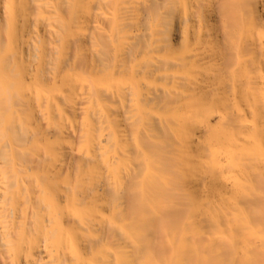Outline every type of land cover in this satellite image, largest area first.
<instances>
[{
  "label": "bare ground",
  "instance_id": "1",
  "mask_svg": "<svg viewBox=\"0 0 264 264\" xmlns=\"http://www.w3.org/2000/svg\"><path fill=\"white\" fill-rule=\"evenodd\" d=\"M135 7H142L143 11L139 25L133 28L128 14ZM205 23L216 25L213 29L222 44L219 48L225 67H234L239 54L246 55L243 58L249 66L250 79L264 83L261 75L264 28H260V24L264 27V0H0V264H43L44 256L54 257L57 261L54 264L65 261L71 264H264V132L251 137L260 136L259 146L256 141L251 147L252 141L248 140L251 151L246 152H250L247 156L253 169H248L251 171L248 177L252 181L249 178L247 182L251 185L240 184L243 189H239L238 201L214 195L210 198L212 182L208 191L200 178L203 172L204 177L211 176L212 172L210 175L208 172L213 167L204 170L200 159L195 158L221 117L203 118L207 108L201 111L202 106H197L199 118H193L196 107L191 108L194 113L189 116L191 119L187 118L188 108L185 116L170 115L171 108L167 111L172 117L156 114L147 120L144 117L146 121L142 114L133 111L137 114L134 119L142 120H136V123L141 121L137 125L131 120L134 116L128 117L130 121L122 116L127 129L132 125L137 129L132 134L137 135L142 143L137 140V144L144 146L146 155L148 152L146 165L140 164L144 160L140 161L141 158L135 160L138 164L133 160L137 150L129 149L130 153L124 149L125 143L122 149L129 152V157L132 154L135 162L129 166L127 161L131 158L123 155L121 149L129 129L120 134L124 127L119 128L122 132H117L115 116L111 119L105 115L107 111L104 113L99 105L97 108L93 105L99 101L96 97L106 95L111 87V94L116 93L112 92L116 85L111 81L112 86H107L104 78L110 68L120 79L126 69L131 71L133 79L142 76L140 80L145 81L146 76V80L160 79L172 86L177 84L175 88H178L167 83L156 88L154 84V89L144 98L139 88L141 81L137 84L133 80L136 85L126 82L127 86L122 83L121 89L117 86L118 92H131L130 96L136 97L133 92L139 94L140 90L144 100L155 102L192 94L203 80L194 76L192 80L190 71L198 63L196 59L201 60L197 57L206 39L213 36L206 27L208 32L204 33ZM166 33L169 39L166 47L194 41V52L188 61L174 60L175 56L173 60L155 54L144 59L140 56L141 64L138 58L136 61L143 70H139L141 75L136 78L134 72L137 74L138 67L134 68L130 61L143 54V50L156 49L144 38L153 39ZM126 41L128 51L122 47L126 44L121 46ZM121 47L124 50L119 52ZM202 57L210 62L209 56ZM215 78H206L204 86L210 87ZM93 97L96 101L92 102ZM263 99L260 107L264 111ZM250 106L249 110H253ZM181 107L173 110L176 113ZM97 109H102L105 116L99 115ZM225 120L232 121V117ZM255 121L254 125L253 121L250 124L259 132L264 125ZM187 143L190 148L198 147L196 156L193 148L187 154ZM121 155L127 160L123 168ZM114 165V170L121 167L122 180L117 174L121 182L113 176ZM200 184L205 186L204 190ZM243 185L250 186L245 195L247 189ZM27 196L33 199L28 216L24 207ZM56 228L58 237L54 240L50 238V229L54 233ZM40 234H45L43 237L48 241H38L35 235L40 237Z\"/></svg>",
  "mask_w": 264,
  "mask_h": 264
},
{
  "label": "rangeland",
  "instance_id": "2",
  "mask_svg": "<svg viewBox=\"0 0 264 264\" xmlns=\"http://www.w3.org/2000/svg\"><path fill=\"white\" fill-rule=\"evenodd\" d=\"M142 11H143V9H142V7H135V8H131V10H130V13L128 14V19H129V23H130V25H131V27H137L138 25H139V20H140V14L142 13ZM140 24H141V22H140ZM213 23H205L204 24V33L206 34L207 32H206V28L209 30V32L211 33V35L213 34V36L211 37V38H207L206 39V42H205V45L203 46V48L202 49H204V50H200V56H201V58H200V56L199 57H197V58H199V59H201L202 60V55L203 56H209V60H210V62H205V61H201V60H198V59H196L197 60V64H198V66H199V68H198V66H197V64H196V67L194 68V70L196 71H199V72H195L194 70L193 71H190L191 73L193 72V74L191 75V73L189 74V75H191L190 76V78L192 79V76H194V78L195 79H202L203 81L204 80H208V79H206V78H210V76L211 77H216L215 78V81L214 82H211V84L212 85H214V87L212 86H208V88L206 87V86H204L205 84H204V82L203 81H201L200 83H202L201 85H199V88H201V89H199V88H195V90L193 91V92H191L192 94H188V95H186V96H182V97H179V98H169V99H163V100H160V101H155L154 102V100H147V99H145L144 100V96L147 94V92H150V91H152L153 89H154V87H155V85L154 84H157L156 85V88L157 87H160V86H158V84H166L167 86H170L171 88H175V86H177V84H174L175 86H172V85H169V82H165V81H161L160 79H154V78H150L149 77V79H147L146 80V76H145V81L143 80V78H142V80H140L141 79V77L142 76H140L141 75V72L140 71H142L143 69H141V68H139L138 66H140V64H141V61H142V59L139 61V57L140 56H142L143 57V59L144 58H147V57H150L152 54L154 55L155 54V57L157 56H159L160 58L162 57V58H168V59H172L173 60V57L175 56V57H177V58H174V60H176V59H183V60H187V59H189V56L194 52L193 51V48L195 47V43H194V41L193 40H188V42H186V41H182V42H180V43H178L177 45H174V46H168V47H166V43H169V39H168V33H166V34H159V35H156L153 39H147V38H144V40L146 41V40H149V41H151L152 42V44H153V46H155L156 47V49L154 50V51H145V50H143V54H141L140 53V55H138L136 58H134V60L133 61H130L131 62V64H132V66H134V68L136 67V69H137V67H138V71H139V74H138V71H137V74L134 72V75L136 76V78H138V76H140V79L138 80V79H133V74L131 73V71H129V70H126L125 69V71L122 73L123 74V77H122V75H121V79H123L124 77H125V79H123V82L121 81V79H120V75L117 73V72H114L111 68H110V70L111 71H113V72H110V70L108 69L107 71H106V75H105V79H107L106 80V85L107 86H110V83H112L113 85H116L115 87L117 88V86L119 87L120 86V89L122 88V86H123V84L122 83H124V86H127L128 84H125L126 82L127 83H130L131 81L133 82V80H135V82L137 83V81H141L142 83H144V84H142V83H140V89L142 88V91H143V93L139 90V94H138V92L137 93H135V92H133V90H132V92H133V94H137L138 95V97H139V95H140V93H142L143 94V97H142V94L140 95L141 96V98H139L138 99V97H137V95H136V97H135V95L134 96H130L132 93L130 92H128V93H122V91L121 90H119V92H120V94H119V92H118V89H116L114 86H113V88H115V89H113V91L112 92H116L115 94H111V90H112V84H111V90H108L109 91V93H107L106 95L104 94V95H100L101 97H96L97 98V100H99V101H97L96 103H94L93 105H94V107H96L97 108V106L96 105H99L102 109H104L105 111H104V113L106 112V114L105 115H107V116H109L110 115V118L112 117L113 118V116H115L113 119L114 120H116V125L117 126H115V127H117V132H122L123 130V132L122 133H120V134H125V132H126V130L128 131V129H127V125H126V122L124 123V120H123V118H125L126 117V121H128L130 118H131V116L133 117L131 120H133L134 118H135V116L137 115V114H133V113H137V112H139L138 114H142L141 115V117L143 116V119H144V117L146 118V120H147V118L148 117H151L152 115H158V114H160V115H164V113L168 116L170 113L167 111V110H171V108H172V110L171 111H173L172 112V114H170V115H174V116H178V115H180V116H183V114H184V116H185V114L187 115V113H186V110H187V108H188V110L189 111H187V112H190L188 115H187V118L189 117V116H192V114H194L193 115V118H195V117H197V118H199V117H201V115L200 116H198V114H196L197 112H199L198 111V108L200 107V106H202L200 109H201V111H202V109L203 110H205L206 108V110L205 111H203V115H202V117L203 118H209V119H215L217 116V118H220L221 120H218V121H216V123L214 124V130L212 131H210V133H208V135L210 134V138L212 137V138H214L216 135V137L214 138V139H212V140H210V138H209V136L207 137L206 135H204V136H206L207 138H205V140L207 139V142H205L206 143V145L203 143L202 144V146H201V153H202V150H203V153L201 154L200 152L199 153H197L198 151H199V149H198V151L197 150H195V149H197L195 146H191V148H190V143H187V145H189V146H187V145H185V147H187L186 149H187V154L189 155V153H188V150L190 149V150H192V148H193V154H194V156H196V153H197V158H195V160L196 159H200V163H202L201 164V166L203 167V165H204V170L205 169H207V168H209L210 166V169L213 167V168H215L216 166V168L215 169H213L212 168V170L210 171V172H208V174L210 175V173H211V176H205L204 177V173L205 172H203V174L201 173V178H200V183L202 184V185H204L205 184V186H206V189H207V187L209 188L211 185H210V183L212 184V187H213V189H211V187H210V189L212 190H210V192H209V194H210V198L214 195L215 197L217 196H220V198H221V196H222V198L223 197H226L228 200H233V201H236L235 199H237V201H238V194L240 193V191L243 189V187H242V185H240V184H244V183H247L246 185H251V183L250 182H247L248 181V179H249V181L251 180L252 181V179H251V177H248V176H250L251 175V173L249 174V172H251L250 170H248V169H252V168H250L249 167V165L251 166V163H249L250 162V157L248 158V156H250L249 154H250V152H246V151H251V148L250 149H248L249 147H248V144L250 143V142H248V140L250 141H252V146H251V144H249V146H251V147H253V145L255 144V142L257 141V140H259V137L258 138H251V137H257V135H256V133H260L259 135H261L264 131H263V129H264V126H261V127H263V129H261L259 132H257V130L255 131V130H253L254 129V122H256L255 120H257V122L259 123V124H261L262 123V125H264V111L261 109V107H260V104H261V100L264 98V93H259L260 92V90H259V88L261 89V91H263L264 92V83H260L259 84V82H257V80L255 81H253V79L251 80L250 78H252V77H249L250 76V71H248L249 70V66H248V64L247 63H245V59L246 58H243L244 56H246V55H241V54H239V61H238V63L234 66V67H232V68H226L225 67V64H224V55H223V53H222V51L220 50V46L222 45L221 44V42H220V38H218L217 36H215V31H214V29H213V27L214 26H216L215 24H214V26L212 25ZM184 25H187V23H185ZM247 25V24H246ZM206 27V28H205ZM260 28L262 29V28H264V27H262L261 26V24H260ZM170 34V33H169ZM127 43V41L125 42V43H121V46L122 45H124V44H126ZM215 43H216V45L217 46H215ZM127 44L126 45H124V46H122L124 49H126L127 51H128V49H127ZM129 46V45H128ZM213 46V47H212ZM120 48V50H119V52L120 51H123L124 49L123 48ZM190 48H192V49H190ZM215 50H213V49ZM217 48V49H216ZM181 49V50H180ZM212 49V50H211ZM126 50L124 51V52H126ZM220 50V51H219ZM145 51V52H144ZM176 51V52H175ZM206 51V52H205ZM140 52V51H139ZM165 52V53H164ZM133 53V52H132ZM169 53H171V54H169ZM177 53V54H176ZM182 53V54H181ZM189 53V54H188ZM112 54L114 55V53L112 52ZM139 54V53H138ZM113 55H112V58H113ZM132 55V54H131ZM146 55V56H145ZM163 55H164V57H163ZM141 57V58H142ZM170 57H172V58H170ZM246 57H248V56H246ZM138 58V59H137ZM136 59H137V61H139L140 62V64H139V62H137L136 61ZM218 59V60H217ZM215 60V62H213ZM188 61V60H187ZM138 63V64H137ZM240 64V65H239ZM202 65V66H201ZM217 65V66H216ZM238 65H239V67H238ZM202 67V68H201ZM200 69V70H199ZM217 70V71H216ZM211 71V72H210ZM245 71V72H244ZM261 72H263L261 75H263L264 76V71H261ZM112 73H113V76L115 77V79L113 78V76H112ZM132 74V75H131ZM197 74V75H196ZM229 74V75H228ZM143 75V74H142ZM195 75H196V77H195ZM226 75V76H225ZM112 76V77H111ZM119 76V77H118ZM131 78V79H129V78ZM222 77V78H221ZM119 78V79H118ZM193 78V79H194ZM204 78V79H203ZM224 78V79H223ZM104 79V80H105ZM192 79V80H193ZM249 79L252 81H250V83L248 82L249 81ZM118 80V81H117ZM220 80V81H219ZM112 81V82H111ZM118 82L119 84L121 83V85H117V83L116 82ZM130 81V82H129ZM150 81V82H149ZM157 81V82H156ZM218 81V82H217ZM239 81V82H238ZM259 81H260V79H259ZM114 82H115V84H114ZM135 82H133V84L135 83ZM138 82V83H139ZM145 82H148V83H146L145 84ZM136 83H135V85H136ZM137 83V84H138ZM151 85H150V84ZM153 83V84H152ZM223 85H222V84ZM252 83V84H251ZM147 84H149V85H147ZM160 84V85H161ZM253 85L252 87H251V85ZM145 85H146V87H145ZM153 85V87H151ZM204 87H203V86ZM220 85H222V86H220ZM143 86V87H142ZM162 86V85H161ZM198 86V85H197ZM250 86V87H249ZM144 87H145V89H144ZM203 87V88H202ZM205 87H206V89H205ZM257 87V88H256ZM138 88V89H139ZM243 88V89H242ZM137 89V90H138ZM147 89V90H146ZM176 90H178V88L176 87L175 88ZM263 89V90H262ZM115 90V91H114ZM204 90V91H203ZM145 91V92H144ZM196 91V92H195ZM203 91V92H202ZM223 91V92H222ZM239 91V92H238ZM200 92H201V94H200ZM222 92V93H221ZM235 92H236V94H235ZM246 92V93H245ZM203 93V94H202ZM227 93V94H226ZM109 94V95H108ZM111 94V95H110ZM117 94V95H116ZM229 94V95H228ZM236 96H235V95ZM245 94V95H244ZM253 94V95H252ZM114 97H113V96ZM123 95V96H122ZM221 95V96H220ZM226 95H227V97H226ZM105 97V98H103V97ZM128 96H129V98H128ZM197 98H196V97ZM202 96V97H201ZM211 96H212V99H211ZM218 96V97H217ZM225 96V97H224ZM250 96V97H249ZM262 97V99L260 98V97ZM95 97H93L92 98V102L95 100L96 101V98ZM132 97V98H131ZM133 97H135V98H133ZM203 97H204V99H203ZM221 97V98H220ZM233 97H236V98H233ZM245 97H247L248 98V101H246L247 100V98H245ZM100 98V99H99ZM115 98V99H114ZM194 98V99H193ZM221 100H220V99ZM120 99V100H119ZM189 99V100H188ZM207 99V100H206ZM208 99H209V101H210V103H208L209 101H208ZM246 99V100H245ZM114 100V101H113ZM132 100V101H131ZM138 102H137V101ZM184 100V101H183ZM185 100H187V101H185ZM199 100V101H198ZM204 100V101H203ZM219 102H217V101ZM264 100V99H263ZM106 101V102H105ZM125 101V102H124ZM129 101V102H128ZM145 101V102H144ZM213 101H215L214 103H212ZM236 101V102H235ZM246 101V102H245ZM115 102V103H114ZM133 104H132V103ZM135 102V103H134ZM142 102V103H141ZM165 102V103H164ZM197 102V103H196ZM198 102L200 103V104H202V105H198ZM237 102H238V104H237ZM249 102V103H248ZM255 102V103H254ZM193 103V104H192ZM204 103V104H203ZM213 104V106H212V104ZM218 103V104H217ZM138 104V105H137ZM141 104H142V106H141ZM149 104H150V106H149ZM164 104V105H163ZM209 106H208V105ZM211 104V105H210ZM216 104V105H215ZM236 104V105H235ZM111 105V106H110ZM130 105V106H129ZM140 105V106H139ZM170 105V106H169ZM191 105V106H190ZM193 105V106H192ZM196 105V106H195ZM239 105V106H238ZM242 105V106H241ZM244 105V106H243ZM248 105V106H247ZM250 105H252V106H250ZM112 106H113V108H112ZM123 106V107H122ZM137 106V107H136ZM146 106H147V108H146ZM176 106V107H175ZM178 106V107H177ZM180 106H182L181 108V111H177L176 113H175V110H173V109H175V108H180ZM184 106V107H183ZM197 106H199V107H197ZM249 106L251 107V109H253L254 111L255 110H257V111H255V112H253V113H256V114H254L256 117H254L253 116V113H252V111L253 110H249ZM134 107V108H133ZM139 107H142V108H139ZM173 107H175V108H173ZM197 108V111H195L196 110V108L194 109V113L192 112V110H191V108ZM204 107V108H203ZM209 107V108H208ZM212 107V108H211ZM240 107V108H239ZM252 107H254V108H252ZM123 110H122V109ZM139 108V109H138ZM151 110H150V109ZM167 108V109H166ZM169 108V109H168ZM190 108V109H189ZM192 108V109H193ZM211 108V109H210ZM243 110H242V109ZM258 108V109H257ZM98 109H100L99 107H98ZM97 109V111H98V114L100 115L101 113H102V111L101 110H98ZM128 109H129V111H128ZM178 109H176V110H178ZM137 110H140V111H137ZM158 112H157V111ZM180 110V109H179ZM183 110H185V111H183ZM208 110V111H207ZM217 110V111H216ZM260 110V111H259ZM100 111V112H99ZM133 111H135V112H133ZM147 111V112H146ZM150 111V112H149ZM166 111L168 112V114L166 113ZM183 111V112H182ZM245 111V112H244ZM133 112V113H132ZM144 112V113H143ZM185 112V113H184ZM226 114H225V113ZM234 112H236V113H234ZM238 112H241V116H240V113H238ZM260 112V113H259ZM163 113V114H162ZM173 113H175V114H173ZM179 113V114H178ZM205 113V114H204ZM220 113H222V114H225L224 116L225 117H223V116H221L222 114H220ZM233 113L234 114H237L236 116H234L233 115ZM252 113V114H251ZM103 114V113H102ZM229 114V115H228ZM246 114V115H245ZM260 114V115H259ZM104 115V114H103ZM104 115V116H105ZM117 115V116H116ZM169 115V117H172V116H170ZM196 115V116H195ZM220 115V116H219ZM122 116H123V118H122ZM159 116V115H158ZM227 116H230V117H232V121H227V120H225L226 118H227ZM239 116V117H238ZM243 116H244V118H245V116H247L245 119H246V121H244L245 119H240V121L242 120V122H245V123H242V122H240L239 121V119L238 118H243ZM118 117H120V118H118ZM128 117H130V118H128ZM138 117H139V115H138ZM141 117L140 118H138V119H140L141 120ZM164 117H166L165 115H164ZM223 117V118H222ZM259 117V118H258ZM262 117V118H261ZM111 118V119H112ZM137 118V117H136ZM247 118H248V120L250 121H248L247 120ZM122 119V120H121ZM138 119H134L135 120V123L137 122V121H139ZM189 119H191L190 117H189ZM254 119V120H253ZM118 120V121H117ZM137 120V121H136ZM145 120V119H144ZM145 120V121H146ZM223 120V121H222ZM122 121V122H121ZM130 121V120H129ZM142 121V120H141ZM140 121V122H141ZM252 121H253V123H252ZM140 122H138V123H140ZM247 122V123H246ZM134 123V124H135ZM138 123H136V125L138 124ZM230 124L229 126L227 125V124ZM249 123V124H248ZM250 123H252L253 125H251ZM118 125H119V127H118ZM122 125V126H121ZM135 125V126H136ZM141 125V124H140ZM239 125H240V127H239ZM257 125V124H256ZM120 127H124V129L123 130H121V129H119ZM134 130H132V128H130L129 129V133H128V135H127V133H126V138H124L123 139V142H122V144H121V149L123 148V147H125V143H127V145H126V147L124 148V149H131V151L133 150L134 151V149H136L135 151H136V153L135 152H132L133 154H134V156L132 155V154H130V156L131 157H129V152L127 151L126 152V150H124V149H122L124 152H122V154L124 155V154H127V156H128V159L129 158H131L130 160H131V162L134 160H138V158L140 159V161H142L143 159V162L145 163V161H147L148 162V160H146L147 158V155H148V152H147V155H146V151H144L145 150V148H144V150H143V145H142V148L140 147L141 146V142L138 140V138H136V136L137 135H134L135 133H137V132H135V130H137V129H135L134 127H133V125L131 126ZM137 127V126H136ZM253 127V128H252ZM257 128V127H256ZM215 129H217V130H215ZM120 130V131H119ZM130 131H131V133H130ZM133 131H134V134H132L133 133ZM240 131V132H239ZM254 131V133H252ZM218 134H217V133ZM239 132V133H238ZM243 132H245V134L247 133V135H242V133ZM194 133V132H193ZM216 133V134H215ZM234 133V134H233ZM192 135V132H190L189 131V135ZM249 134V135H248ZM252 134V136H250ZM129 135H133L132 137L131 136H129ZM212 135V136H211ZM215 135V136H214ZM231 135V136H230ZM256 135V136H255ZM135 136V137H134ZM232 136H233V138H232ZM235 136H236V138H238V139H236L235 138ZM244 136V137H243ZM127 137H129V138H131V140H129V138H127ZM217 137H219V138H217ZM133 138H136V139H134V143H133ZM226 138V139H225ZM244 138H247V140L246 139H244ZM254 141H253V140ZM122 140V139H121ZM127 140L130 142V143H133V144H130L129 142H127ZM141 143L140 145H138L139 144V142ZM226 140H228V141H226ZM235 140V141H234ZM237 140V141H236ZM204 141V138L202 139V142ZM219 141H220V143H219ZM233 141V142H232ZM239 141V142H238ZM242 141V142H241ZM247 143H246V142ZM227 142V143H226ZM254 142V143H253ZM138 143V144H137ZM247 145H246V144ZM130 144V145H129ZM242 144V145H241ZM257 144H258V146H259V143H258V141H257ZM133 145H136L137 147H138V149L137 148H135L136 146H133ZM215 147H214V146ZM219 145V146H218ZM128 146H129V148H128ZM239 146V147H238ZM242 146H243V148H242ZM131 147V148H130ZM140 147V148H139ZM204 147H205V149H204ZM231 147V148H230ZM247 147V148H246ZM203 148V149H202ZM210 148V149H209ZM230 148V149H229ZM241 148V149H240ZM139 149L141 150V151H143V153L141 152V151H139ZM220 149V150H219ZM229 149V150H228ZM258 149H259V147H258ZM121 150V151H122ZM222 150V151H221ZM226 150H227V152H226ZM130 151V150H129ZM131 151H130V153H131ZM210 151H211V153H210ZM220 151V152H219ZM235 151V152H234ZM237 151V152H236ZM239 151H240V153H239ZM143 154L142 155V157H140L141 155L139 154ZM191 152V151H190ZM233 152V153H232ZM244 152H245V154H246V156L244 155ZM192 153V152H191ZM191 153H190V156H191V158H190V156H188V160L190 159V163L189 164H191V159L193 158L192 156L193 155H191ZM219 153V154H218ZM221 153V154H220ZM226 153V154H225ZM229 155H228V154ZM259 153H260V155L262 154V152H260V149H259ZM239 154H243V155H240L239 156ZM123 155H121V158H120V161L121 160H124L125 161V163H124V165H123V162L121 161V167L123 168V167H126L125 165H127V162H128V165L130 166L131 164H133V162L132 163H129V161H127V160H125L124 159V157L125 156H123ZM145 155H146V157H145ZM212 155V156H211ZM228 157H227V156ZM234 155H235V158H233L234 157ZM248 155V156H247ZM122 156H123V158H122ZM127 156H126V159H127ZM132 156H133V160H132ZM214 156V157H213ZM224 156H226V157H224ZM241 156H243V157H241ZM201 157V158H200ZM204 157V158H203ZM205 157H207V158H205ZM242 158V160H241V158ZM208 158H210V159H208ZM212 158H214V159H216V161L213 159V161L211 160ZM221 158V159H220ZM204 161H203V160ZM238 159H239V162H238ZM223 160V161H222ZM119 161V162H120ZM127 161V162H126ZM220 161V164L218 163ZM222 161V162H221ZM229 161H231V162H233V163H231V162H228ZM237 161V162H236ZM241 161H242V163H241ZM248 161V162H247ZM135 162H138V164H139V161H135ZM134 162V163H135ZM140 163V164H143V165H146V163L144 164V163ZM189 162V161H188ZM198 162V161H197ZM236 163H237V165H236ZM240 163V164H239ZM118 164H120V163H118ZM137 163H136V165H138ZM207 164V165H206ZM224 164V165H223ZM226 164H227V166H226ZM242 164V165H241ZM133 165H135V164H133ZM215 165V166H214ZM231 165H233V166H231ZM117 166V165H116ZM120 166V165H119ZM208 166V167H207ZM221 166H222V168H221ZM231 166V167H230ZM234 166H236V168L234 167ZM243 167V168H241V167ZM262 166V165H261ZM120 167V168H121ZM225 167V168H224ZM232 167H233V169H234V172L233 171H231V170H233L232 169ZM253 167V166H252ZM117 168V167H116ZM119 168V167H118ZM117 168V169H118ZM120 168L117 170H114L115 169V165H114V167L112 168L113 169V176L115 177V179L117 178V181H120L121 182V180H122V176L120 175L121 173H120ZM219 169V171H217ZM222 169V171L221 172H224V174H222L221 172H220V170ZM227 169V170H226ZM241 169V170H240ZM245 169V170H244ZM213 170H215V172L213 171ZM229 170V171H228ZM247 170V171H246ZM253 170V169H252ZM114 171H117V173L116 172H114ZM241 171V172H240ZM226 172V173H225ZM237 172V173H236ZM217 173V174H216ZM234 173V174H233ZM117 174L118 175H120V177H121V180H120V177H118L117 176ZM221 174V175H220ZM227 174V175H226ZM232 174V175H231ZM239 174H240V176H239ZM242 174V175H241ZM244 174V175H243ZM116 175V176H115ZM213 175V176H212ZM204 178H203V177ZM220 176V177H219ZM223 176V177H222ZM211 177V179H209V180H211L210 182H208L209 180H207L208 178H210ZM236 177V178H235ZM244 177H246V179H244ZM232 178V179H231ZM243 178V179H242ZM228 179H229V181H228ZM232 180H234L233 182H232ZM237 180H239V181H237ZM204 181H205V183H204ZM219 181H220V183H219ZM236 181H237V183H238V185H237V183H236ZM223 183V184H222ZM200 184V185H201ZM221 184V185H220ZM200 185H199V187H200ZM201 185V187L203 188V187H205V186H202ZM208 185H210V186H208ZM246 185H243L244 187L246 186ZM235 186V187H234ZM240 186V187H239ZM238 188V192L236 191L237 190V188ZM247 187H250V186H246V189H247V191L244 193L243 191H242V194L243 195H245V194H247L248 193V188ZM201 188V189H202ZM232 188V189H231ZM234 188H235V190H234ZM242 188V189H241ZM205 188H203V190H204ZM220 189V190H219ZM239 189H241L240 191H239ZM208 191H209V189H207ZM230 190V191H229ZM217 191H218V193L219 194H217ZM225 191V192H224ZM235 191L237 192V193H235ZM223 192V193H222ZM232 192V194H230ZM227 193H229V194H227ZM223 194V195H222ZM225 194V195H224ZM230 195H232L233 197H235V196H237V197H235V198H233L232 196L230 197ZM241 195V194H240ZM242 195V196H243ZM230 199H229V198ZM32 197H29V196H27V198H26V200H25V205H24V207L26 208V213H27V216H28V213L31 211V206H32V203H33V199H31ZM28 199V200H27ZM224 200V199H223ZM27 205V206H26ZM47 224V223H46ZM262 225V224H261ZM256 227V225H254V227L253 228H255ZM38 229V227H36L35 228V230H37ZM45 229H49V228H45ZM44 229V230H45ZM57 229V228H56ZM44 230H42V231H44ZM54 230V229H53ZM52 229H50V233H51V239H57V237H58V234H57V231H58V229L57 230H55L54 231V233H55V235H54V233L53 232H51V231H53ZM41 233V232H40ZM43 233H45V232H43ZM56 234H57V236H56ZM41 235V234H40ZM45 235V234H44ZM43 234L39 237V235H35V236H37V239H38V241H40L41 243L42 242H44V241H42V240H44L45 239V237H43L44 236ZM43 237V238H42ZM46 241H48V239L46 238L45 239ZM49 242H51V241H49ZM43 264H54V263H56L57 261L55 260V258L53 257L52 259L50 258H48V257H43ZM67 262V263H66ZM71 264V262H69V261H65V263L64 264ZM254 263V262H253Z\"/></svg>",
  "mask_w": 264,
  "mask_h": 264
}]
</instances>
